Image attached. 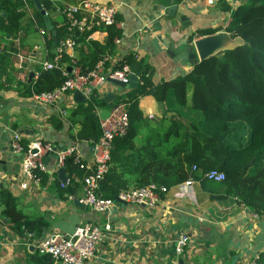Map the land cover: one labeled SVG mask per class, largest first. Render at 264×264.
<instances>
[{
	"label": "crops",
	"instance_id": "obj_1",
	"mask_svg": "<svg viewBox=\"0 0 264 264\" xmlns=\"http://www.w3.org/2000/svg\"><path fill=\"white\" fill-rule=\"evenodd\" d=\"M81 1L51 0L53 9L48 13L51 22L64 24V10ZM88 1L116 8L115 25L120 30L117 37L120 42L114 43L115 48L108 55L112 66L127 55L135 54L152 68L151 78L155 84L189 73L194 64L201 61L197 44L205 38H210L209 55H222L227 48L243 43L242 38L230 34L226 27L231 20V10L244 0ZM228 5L231 10L227 9ZM0 8L2 15L7 16ZM21 10L24 14L17 35L0 33L1 48L15 50L8 57L14 69L12 79H0V188L12 194L32 227L17 228L1 214L3 207L0 206V264H58L38 251L41 240L52 232L71 234L84 222L105 221L103 214L81 201L82 205L75 203L84 196L82 187L76 199H70L68 194L62 197L63 182L58 177L62 167L58 164L59 152L75 147L82 159L91 163L95 142L73 139L69 131L70 114L87 99L81 102L83 97L74 92L58 103L48 104L34 95L21 94V86L35 82L38 66L49 59L46 40L50 37L40 26L30 4ZM206 29L216 31L211 35L197 33ZM106 37L107 31L96 29L89 38L103 42ZM87 48L77 43L73 49H68L66 55L71 61L63 66L69 71H80L74 64L80 54L78 49L88 52ZM128 89L109 82L98 94L104 98L114 93L115 106L117 97ZM139 105L149 117H161L165 107L150 95L142 96ZM109 108V104L98 107L99 117ZM55 117L63 121L61 130L54 127L52 118ZM76 131L74 127L73 132ZM15 133L28 147L45 141L56 148L53 154L47 155V170L39 182L23 174L24 154L16 152L12 146ZM207 182L194 179L190 184L184 182L171 187L161 194L154 206L118 201L112 213L110 237L97 247L87 264H172L176 260L178 264L256 262L264 253V215L257 214L225 189L213 184L206 189ZM183 232L189 235L190 241L184 253L178 256L175 240Z\"/></svg>",
	"mask_w": 264,
	"mask_h": 264
},
{
	"label": "trees",
	"instance_id": "obj_2",
	"mask_svg": "<svg viewBox=\"0 0 264 264\" xmlns=\"http://www.w3.org/2000/svg\"><path fill=\"white\" fill-rule=\"evenodd\" d=\"M42 3L50 13L53 9L51 0H42ZM28 4L34 8L40 26L50 34L46 40L49 59L55 56V39L59 41L68 36L76 44L88 47V52L78 49L80 54L74 63L82 74L90 72L99 60L113 52L115 39L120 36L115 24L87 31L70 30L65 15L64 24L52 23L56 30L54 37L35 3L28 0ZM24 6L23 0H0V7L7 12V16L0 13V33L17 35ZM227 9L231 10L229 5ZM231 11L226 30L242 38L243 43L226 49L222 55L195 63L185 75L155 84L151 78L152 68L138 60L135 54L127 55L114 66L129 65L139 82L115 101L126 105L130 125L124 135L114 140L109 169L100 181V196L115 198L123 190L152 183L169 190L192 176L193 180L209 181L204 184L206 189L213 187L211 184L225 189L227 194L264 215V0H244ZM96 29L107 31L103 42L89 38ZM215 31L206 29L197 33L211 35ZM12 51L15 50L0 46V79H12L14 69L8 58ZM66 61L70 62L71 58L64 54L62 63ZM38 73L35 82L21 86V94L32 96L53 91L67 78L59 67L45 69L38 66ZM146 95L165 105L161 117L144 115L139 103ZM107 105L98 93L78 104L69 117L72 138L94 143L102 133L97 108ZM52 120L55 129L63 128L62 119L55 117ZM74 127H77L76 133ZM22 145L28 148L23 142ZM193 165L198 170L191 175ZM64 167L69 182L62 186V197L76 195L81 190L86 171L75 162V154L65 158ZM212 169L224 172L226 179L222 182L206 179L204 174ZM42 174L40 172V176ZM0 206L3 207L1 214L17 228L32 227L18 209L15 198L4 188H0ZM256 264H264V253Z\"/></svg>",
	"mask_w": 264,
	"mask_h": 264
},
{
	"label": "built area",
	"instance_id": "obj_3",
	"mask_svg": "<svg viewBox=\"0 0 264 264\" xmlns=\"http://www.w3.org/2000/svg\"><path fill=\"white\" fill-rule=\"evenodd\" d=\"M23 1L25 2L24 8L28 7V0ZM64 14L69 20L70 30L78 29L80 31L114 25L117 16L114 6L103 5L88 0H83L77 5L69 6L64 10ZM115 42L119 43V38H116ZM75 46L76 41L71 37L58 41L54 58L47 59L43 63V67L45 69L62 68L67 78L61 86L53 91L34 94L37 99L48 104H53L58 103L62 98L75 91H80L88 100L95 93H99L104 89L105 85L109 83L108 79L110 77L129 82L130 76L134 74L131 67L127 64L120 68L112 66L108 56L99 60L95 68L87 74H82L79 70L69 71L63 66L62 59L66 51L73 49ZM136 78L139 82L137 75ZM129 125L130 118L126 105L124 103L117 104L116 107L111 109L110 116L101 121L102 133L95 141L94 156L91 163L85 162L75 147L59 152L58 164L60 166H64L65 158L68 155L75 154V162L79 164L81 169L86 171L82 180L84 196L78 200L103 214L105 221L102 223L84 222L71 234L52 232L41 240L37 245L38 251L41 254L50 256L55 263L87 264L94 256L97 247L110 237L113 230L112 213L118 201L154 206L160 201L161 194L168 191L166 186L152 183L139 188L123 190L115 198H105L98 194L100 181L110 166L114 140L116 137L124 135ZM12 146L16 152L24 154L23 174L35 182H39L40 172L44 173L47 170L46 158L54 150L53 144L38 141L25 149L20 135L15 133L12 139ZM197 170L198 167L193 165L190 174L192 175ZM204 177L214 182H222L226 179L225 173L216 169L206 172ZM192 181V176H190L186 183L190 184ZM68 182L69 177L65 184ZM65 184L62 183V186ZM69 198L74 200L76 199V195H70ZM28 235L32 236L31 233ZM189 241L190 237L185 232L176 238L175 252L178 256L184 253ZM172 264H178L177 260ZM253 264H256V262Z\"/></svg>",
	"mask_w": 264,
	"mask_h": 264
},
{
	"label": "water",
	"instance_id": "obj_4",
	"mask_svg": "<svg viewBox=\"0 0 264 264\" xmlns=\"http://www.w3.org/2000/svg\"><path fill=\"white\" fill-rule=\"evenodd\" d=\"M37 9L41 12V14L44 16V20H45V24L47 26V28L52 31L53 35L56 37V30L54 29V25L52 24L51 22V18L48 14V12L44 9L43 7V3H42V0H32ZM0 13L1 14H4V12H1V8H0ZM56 41H58L56 39ZM209 42H210V38H205L201 41L198 42L197 46H198V49L200 51V57H201V60L207 58V57H210V56H213V55H209ZM239 45V44H238ZM236 46V45H235ZM202 47L203 48H206V50H202ZM234 47V46H233ZM229 48H232V47H229ZM228 49V48H227ZM32 75V74H31ZM108 81L113 84L114 86L118 87V88H121V89H128V88H131V87H134V86H137V78H136V75L135 74H132L130 76V80L129 82H124L122 80H119L117 78H109ZM75 94L77 96H82L83 99L81 100V102H85L86 101V97L80 92V91H75ZM116 98V95L114 93H109L107 94L104 99L108 102L109 104V109H105L103 110L101 113H100V118L101 120H104L106 118H108L111 114V108H113V101L115 100ZM116 107V105L114 106ZM56 150V148L54 147V150L49 153L50 155L54 153V151ZM35 151V150H33ZM58 177L59 179L65 184L67 182V179H68V175L66 174V169L64 166L60 167V169L58 170ZM75 203L76 204H80V201L78 199L75 200Z\"/></svg>",
	"mask_w": 264,
	"mask_h": 264
}]
</instances>
